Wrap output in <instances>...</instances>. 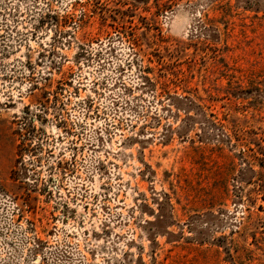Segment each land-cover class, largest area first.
<instances>
[{
  "label": "rangeland",
  "instance_id": "rangeland-1",
  "mask_svg": "<svg viewBox=\"0 0 264 264\" xmlns=\"http://www.w3.org/2000/svg\"><path fill=\"white\" fill-rule=\"evenodd\" d=\"M0 264H264V0H0Z\"/></svg>",
  "mask_w": 264,
  "mask_h": 264
}]
</instances>
